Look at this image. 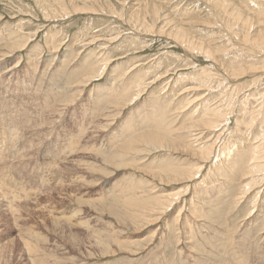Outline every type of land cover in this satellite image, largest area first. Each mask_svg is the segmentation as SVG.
Instances as JSON below:
<instances>
[{"label":"rangeland","instance_id":"374dc122","mask_svg":"<svg viewBox=\"0 0 264 264\" xmlns=\"http://www.w3.org/2000/svg\"><path fill=\"white\" fill-rule=\"evenodd\" d=\"M0 188V264H264V0H0Z\"/></svg>","mask_w":264,"mask_h":264},{"label":"bare ground","instance_id":"6f19581e","mask_svg":"<svg viewBox=\"0 0 264 264\" xmlns=\"http://www.w3.org/2000/svg\"><path fill=\"white\" fill-rule=\"evenodd\" d=\"M248 23V22H247ZM263 39V38H262ZM260 41H263V40H260ZM262 44V43H261ZM263 45V44H262ZM197 49V48H196ZM202 50V49H201ZM200 50V51H201ZM206 50V49H205ZM209 50V49H208ZM204 51V50H203ZM207 53V52H206ZM209 53V52H208ZM230 76V75H229ZM85 85V84H84ZM214 110H217V109H214ZM220 113L221 112H218V111H210L209 112V117L211 116L212 117V119H214V120H211L210 122L212 123L211 124V126L210 127H212L213 129H216V127L217 126H219L220 124H221V121L220 122H217L216 120H220L219 118H220ZM222 115V114H221ZM224 116V114L222 115V117ZM211 117H210V119H211ZM209 121V120H208ZM216 121V122H215ZM206 123V125L205 126H207V124L209 123V122H204V124ZM218 123V124H217ZM209 126V125H208ZM206 128V127H205ZM216 130H218V129H216ZM218 132V131H217ZM164 134H162V132L161 133H157V132H155V131H150V132H147V133H145V134H143V135H141L140 137H139V139H138V137H137V140L136 141H139V142H147V143H161V141L163 142V143H168V139H165L164 138V136H165V132H163ZM204 137V136H203ZM167 138H168V136H167ZM170 139V138H169ZM171 140H173V139H171ZM194 140V139H193ZM218 138L216 139V141H214L213 142V144H215V142H216V145H214V146H216V147H218V144H217V142H218ZM183 143H184V140H183ZM185 144V143H184ZM158 145V144H157ZM165 145H167V144H165ZM154 146V145H153ZM152 146V147H153ZM158 147V146H157ZM179 147H181V146H179ZM212 147V146H211ZM154 148H155V146H154ZM161 148V147H160ZM208 148V147H207ZM210 148V147H209ZM214 148V147H213ZM206 152H207V150H205ZM213 151H216V148H214V149H208V153H209V156H211V154H213ZM203 152H204V150H203ZM212 152V153H211ZM215 155V154H214ZM256 158H258V156L256 157ZM258 163H259V161H257ZM194 170V169H193ZM179 171H181V172H183V173H181V174H184V175H186V173L183 171V170H179ZM179 171H177V172H179ZM170 172H172V171H170ZM197 173H200V172H197ZM189 174V173H188ZM192 174H194L193 176H195L196 175V173L194 172V173H192ZM190 175V174H189ZM1 189V188H0ZM7 189V188H6ZM179 192V191H178ZM174 194V193H173ZM175 195H176V193H175ZM168 196V195H167ZM171 196V195H170ZM167 198V197H166ZM176 199V198H175ZM169 201L168 202H171V199H170V197H169V199H168ZM154 201H156V200H154ZM174 201V200H173ZM146 202V201H145ZM160 202H164V201H160ZM173 203V202H172ZM161 204V203H160ZM165 204V203H164ZM171 204V203H170ZM170 204H169V206H170ZM159 206V205H158ZM165 206H167V204L165 205ZM168 207V206H167ZM166 208V207H165ZM145 210V209H144ZM148 210V209H147ZM105 243V242H104ZM103 243V244H104ZM26 244H27V242H26ZM28 245H29V250L31 251V252H33V253H35L36 251H35V249L29 244V242H28ZM106 245V244H105ZM28 249V248H27ZM106 251V250H105ZM44 254V253H43ZM35 257V256H34ZM39 260V259H38ZM41 263H43V262H41ZM41 263H38V264H41ZM37 264V263H36Z\"/></svg>","mask_w":264,"mask_h":264}]
</instances>
